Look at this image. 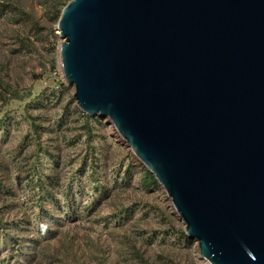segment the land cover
<instances>
[{
	"label": "water",
	"instance_id": "water-1",
	"mask_svg": "<svg viewBox=\"0 0 264 264\" xmlns=\"http://www.w3.org/2000/svg\"><path fill=\"white\" fill-rule=\"evenodd\" d=\"M60 63L209 264H264V0H70Z\"/></svg>",
	"mask_w": 264,
	"mask_h": 264
},
{
	"label": "rangeland",
	"instance_id": "rangeland-1",
	"mask_svg": "<svg viewBox=\"0 0 264 264\" xmlns=\"http://www.w3.org/2000/svg\"><path fill=\"white\" fill-rule=\"evenodd\" d=\"M70 0H0V264H209L109 117L77 105Z\"/></svg>",
	"mask_w": 264,
	"mask_h": 264
},
{
	"label": "trees",
	"instance_id": "trees-1",
	"mask_svg": "<svg viewBox=\"0 0 264 264\" xmlns=\"http://www.w3.org/2000/svg\"><path fill=\"white\" fill-rule=\"evenodd\" d=\"M156 180V179H155Z\"/></svg>",
	"mask_w": 264,
	"mask_h": 264
}]
</instances>
